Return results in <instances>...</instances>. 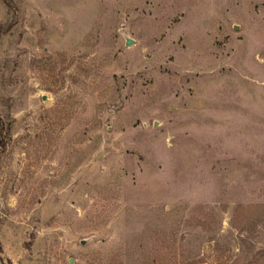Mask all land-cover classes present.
<instances>
[{"label":"rangeland","instance_id":"obj_1","mask_svg":"<svg viewBox=\"0 0 264 264\" xmlns=\"http://www.w3.org/2000/svg\"><path fill=\"white\" fill-rule=\"evenodd\" d=\"M0 248L264 264V0H0Z\"/></svg>","mask_w":264,"mask_h":264},{"label":"crops","instance_id":"obj_2","mask_svg":"<svg viewBox=\"0 0 264 264\" xmlns=\"http://www.w3.org/2000/svg\"><path fill=\"white\" fill-rule=\"evenodd\" d=\"M8 259L11 261L12 264H18L11 256H8ZM192 264H207V263L203 262V263H192Z\"/></svg>","mask_w":264,"mask_h":264},{"label":"trees","instance_id":"obj_3","mask_svg":"<svg viewBox=\"0 0 264 264\" xmlns=\"http://www.w3.org/2000/svg\"><path fill=\"white\" fill-rule=\"evenodd\" d=\"M0 252H1V248H0ZM7 262L8 264H11L9 260ZM0 264H4V261L1 255H0Z\"/></svg>","mask_w":264,"mask_h":264},{"label":"water","instance_id":"obj_4","mask_svg":"<svg viewBox=\"0 0 264 264\" xmlns=\"http://www.w3.org/2000/svg\"><path fill=\"white\" fill-rule=\"evenodd\" d=\"M130 42H127V44H129Z\"/></svg>","mask_w":264,"mask_h":264}]
</instances>
